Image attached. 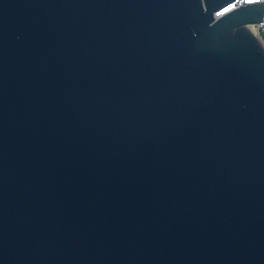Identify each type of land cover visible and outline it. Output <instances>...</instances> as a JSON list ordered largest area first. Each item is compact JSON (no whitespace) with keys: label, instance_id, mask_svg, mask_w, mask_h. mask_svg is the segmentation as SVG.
Wrapping results in <instances>:
<instances>
[{"label":"water","instance_id":"water-1","mask_svg":"<svg viewBox=\"0 0 264 264\" xmlns=\"http://www.w3.org/2000/svg\"><path fill=\"white\" fill-rule=\"evenodd\" d=\"M233 1L0 0V264H264V0Z\"/></svg>","mask_w":264,"mask_h":264},{"label":"built area","instance_id":"built-area-1","mask_svg":"<svg viewBox=\"0 0 264 264\" xmlns=\"http://www.w3.org/2000/svg\"><path fill=\"white\" fill-rule=\"evenodd\" d=\"M255 0H234L230 7ZM218 14V12H216ZM248 27L264 42V20L248 23Z\"/></svg>","mask_w":264,"mask_h":264}]
</instances>
